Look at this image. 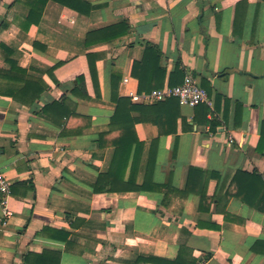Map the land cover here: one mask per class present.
<instances>
[{
	"label": "crops",
	"instance_id": "obj_1",
	"mask_svg": "<svg viewBox=\"0 0 264 264\" xmlns=\"http://www.w3.org/2000/svg\"><path fill=\"white\" fill-rule=\"evenodd\" d=\"M23 1L0 0V71L5 45L49 89L29 106L0 78V170L12 183L0 264H264V0H85L89 14L50 1L29 31ZM122 23L129 33L87 46L89 32ZM147 45L161 53L162 88L192 75L213 104L133 99ZM60 61L59 79L84 73L89 100L73 81L55 85ZM117 93L141 106L127 125L113 124ZM64 97L75 116L43 112ZM119 145L130 155L113 163ZM191 168L202 172L189 179Z\"/></svg>",
	"mask_w": 264,
	"mask_h": 264
},
{
	"label": "trees",
	"instance_id": "obj_2",
	"mask_svg": "<svg viewBox=\"0 0 264 264\" xmlns=\"http://www.w3.org/2000/svg\"><path fill=\"white\" fill-rule=\"evenodd\" d=\"M19 2L23 0H17ZM50 1H54L59 3L62 6L68 7L72 10H75L81 14H89L93 8V5L85 0H25V5L29 8L30 12L28 17L22 23V29L24 31H29L32 26H38L41 23L44 14V8L46 4ZM24 2V1H23ZM129 33V25L122 23L115 26H109L103 29L91 31L87 34L86 44L90 46L91 44L97 43H105L112 42L113 40L124 36ZM4 51L7 53L5 57L6 62L10 64L11 68L8 73L0 71V78L8 79L12 81L13 85H9L4 90H1L3 94L12 97L16 101L25 104V105H33L37 100H39L42 94L49 89V85H44L40 80L33 79L30 75H28V70L19 66L18 62L11 58L12 50L5 46L1 45ZM88 60L89 70L91 73L93 84L96 88L97 94L99 90L98 83V71H97V60L98 55L89 53L86 55ZM161 59V53L156 46L147 45L145 50V55L142 61L136 62L134 64L133 74L140 81V89L139 92H151L155 89H160L164 86V76L165 72L159 68ZM67 63L60 61L56 65H54L49 71L48 75L51 77L56 86L66 85V82L73 81L75 82V88L71 91L72 94L80 99L89 100L90 94L87 86V81L84 73L82 71H77L73 77H68L64 80H61L55 74L56 70ZM163 74L161 79H157L156 74ZM151 76V78H150ZM117 75H113V81L116 79ZM117 87L113 85V91H116ZM68 97H64L63 101H54L53 103L47 104L43 112L48 111H61L67 117H73L76 115L75 111L66 110V101ZM113 100L117 104L116 112L113 117V124L116 125H127L126 115L131 112L141 108V106L132 102L129 97H121L115 94ZM175 101L180 105V102L177 98L168 99L165 102H161L158 104H163L166 102ZM134 124V123H133ZM215 124L213 123V127ZM130 148L126 149V147H116V153L114 156L113 163H118L120 160L124 158H129ZM202 172L198 168H191L190 170V178H195L197 173ZM30 255V254H29ZM26 262L28 264H32L30 260V256H27ZM150 261V260H148ZM151 261L156 264H181L180 261H159L157 259L152 258ZM59 262L55 263L58 264Z\"/></svg>",
	"mask_w": 264,
	"mask_h": 264
},
{
	"label": "built area",
	"instance_id": "obj_3",
	"mask_svg": "<svg viewBox=\"0 0 264 264\" xmlns=\"http://www.w3.org/2000/svg\"><path fill=\"white\" fill-rule=\"evenodd\" d=\"M130 96L133 99H140L142 102L149 104H158L171 98H177L183 106L198 107L204 103L210 106L213 104L207 90L192 75H187L186 80L181 85L167 86L155 89L149 93H131ZM231 142H233V139H231ZM11 194L12 183L0 170V205L4 208L6 219L9 216V212L6 209Z\"/></svg>",
	"mask_w": 264,
	"mask_h": 264
}]
</instances>
